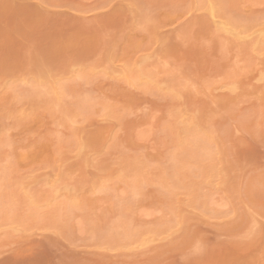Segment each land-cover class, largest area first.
<instances>
[{
	"label": "rangeland",
	"instance_id": "rangeland-1",
	"mask_svg": "<svg viewBox=\"0 0 264 264\" xmlns=\"http://www.w3.org/2000/svg\"><path fill=\"white\" fill-rule=\"evenodd\" d=\"M263 34L264 0H0V264H264Z\"/></svg>",
	"mask_w": 264,
	"mask_h": 264
},
{
	"label": "bare ground",
	"instance_id": "bare-ground-1",
	"mask_svg": "<svg viewBox=\"0 0 264 264\" xmlns=\"http://www.w3.org/2000/svg\"><path fill=\"white\" fill-rule=\"evenodd\" d=\"M203 6L205 8H207L208 9V12L211 15H213V16L214 15H217V13L220 10V6H219V4L216 1H208L207 3H204ZM230 24H232V23L229 22L228 24L223 25L222 30H233V28L231 27ZM261 44H262V46H264V34L262 35V38H261ZM139 71H140V69H139ZM143 72H145V71H143ZM143 72L142 71L141 72H138L137 75H136V79H138V81H140V82L150 81L151 80L150 75H152V74L149 73L150 75H148V74H146L147 72L146 73H143ZM34 80H36V83H35ZM34 80L33 81H34L35 85L37 84L40 87V89L41 88L44 89L43 92H45V89H46V92H48V91H50V92L51 91L52 92L55 91L56 92L57 91V83L55 81H48L45 84H43L40 81H37V79H34ZM133 80H134V78H133ZM34 83H32V84H34ZM35 85H33V86H35ZM37 85H36V87H38ZM39 87H38V89H39ZM41 91H42V89H41Z\"/></svg>",
	"mask_w": 264,
	"mask_h": 264
}]
</instances>
